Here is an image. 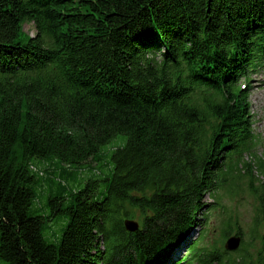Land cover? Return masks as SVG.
<instances>
[{"label":"trees","instance_id":"1","mask_svg":"<svg viewBox=\"0 0 264 264\" xmlns=\"http://www.w3.org/2000/svg\"><path fill=\"white\" fill-rule=\"evenodd\" d=\"M261 66L264 0H0V259L264 264V158L244 160L257 137L238 85V73ZM117 135L127 139L110 177L67 194L58 182L49 212L29 213L33 159L99 162ZM239 167L258 203L251 239L226 222L222 242L242 236L236 251L201 246L205 199L231 196ZM57 216L68 221L55 245L43 232ZM196 228L188 255L174 257Z\"/></svg>","mask_w":264,"mask_h":264},{"label":"rangeland","instance_id":"2","mask_svg":"<svg viewBox=\"0 0 264 264\" xmlns=\"http://www.w3.org/2000/svg\"><path fill=\"white\" fill-rule=\"evenodd\" d=\"M23 30L31 35H34L35 28L33 23L26 22L23 25ZM257 77L252 82L249 89L248 100L250 101V111L253 114L255 124L253 125L255 133L261 140L260 143L254 146L250 153H246L245 159L247 162L255 160V156L264 158V70L253 73V77ZM252 77V78H253ZM263 78V81L260 79ZM242 81V80H241ZM125 135H117L109 142L104 144L96 158L99 162H87L82 165H66L56 158L49 157L44 159H33L31 164L35 167L36 177L38 181L31 185L35 192V199L30 208V214L48 213L47 199L49 196L55 195L61 191L60 184L64 185V192L75 191L84 186L87 180H100L104 177H110L113 169L111 162V154L116 148L123 147L126 143ZM252 163V162H251ZM235 173V171H234ZM232 175L231 181L235 184V192L220 195L218 203H214L212 197L207 196L205 201L211 203V208L207 217L206 235L201 242V246H215L224 250L222 242V232L224 223L230 222L232 230H234L235 222H238L244 232L243 238L248 241L251 239L250 226L254 217L258 213L257 198L249 190L248 174L245 168H237L236 173ZM251 174L254 176V186L260 185L263 180L261 172L253 168ZM51 177V179H49ZM259 178V181H258ZM49 179V181H48ZM106 183H101L100 191L105 190ZM230 216L229 221L227 220ZM68 219L65 216H57L47 224V228L43 232L44 239L52 244L58 245L62 237L64 225ZM188 237L189 242L183 243L181 247L174 251L177 259H182L187 254V246L198 236V228H196ZM192 262H195L193 260ZM182 263V262H181ZM0 264H6L0 259Z\"/></svg>","mask_w":264,"mask_h":264},{"label":"water","instance_id":"3","mask_svg":"<svg viewBox=\"0 0 264 264\" xmlns=\"http://www.w3.org/2000/svg\"><path fill=\"white\" fill-rule=\"evenodd\" d=\"M123 223L125 230L129 232H135L138 229V222L135 220L126 219L124 220ZM240 242H241L240 236L231 235L225 240L224 248L229 251L236 250L239 247Z\"/></svg>","mask_w":264,"mask_h":264},{"label":"bare ground","instance_id":"4","mask_svg":"<svg viewBox=\"0 0 264 264\" xmlns=\"http://www.w3.org/2000/svg\"><path fill=\"white\" fill-rule=\"evenodd\" d=\"M259 67H255V69H257V70H259L258 69ZM261 70V69H260ZM255 72H257V71H255ZM259 72V71H258ZM238 74H243L240 78H246V88H250V87H247V86H249L248 84L249 83H251L252 81L251 80H254V78H256L257 76L256 75H254V77H253V73H251V71L248 73V74H246V73H238ZM253 77V78H252ZM260 81H263V78L262 79H260ZM251 86V85H250ZM234 236H239L238 234H233ZM188 253H189V251L187 250V254H186V256L188 255ZM174 257H176L175 256V254H174ZM185 257V256H184ZM183 257V258H184ZM195 262H197L196 260H195Z\"/></svg>","mask_w":264,"mask_h":264}]
</instances>
